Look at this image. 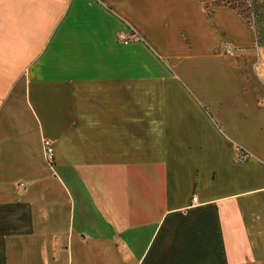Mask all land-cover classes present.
I'll list each match as a JSON object with an SVG mask.
<instances>
[{
    "label": "crops",
    "instance_id": "obj_1",
    "mask_svg": "<svg viewBox=\"0 0 264 264\" xmlns=\"http://www.w3.org/2000/svg\"><path fill=\"white\" fill-rule=\"evenodd\" d=\"M217 1L0 0V264H264V49Z\"/></svg>",
    "mask_w": 264,
    "mask_h": 264
},
{
    "label": "rangeland",
    "instance_id": "obj_2",
    "mask_svg": "<svg viewBox=\"0 0 264 264\" xmlns=\"http://www.w3.org/2000/svg\"><path fill=\"white\" fill-rule=\"evenodd\" d=\"M245 14L247 19L257 27L258 43L264 49V0H232ZM232 49V48H230Z\"/></svg>",
    "mask_w": 264,
    "mask_h": 264
},
{
    "label": "built area",
    "instance_id": "obj_3",
    "mask_svg": "<svg viewBox=\"0 0 264 264\" xmlns=\"http://www.w3.org/2000/svg\"><path fill=\"white\" fill-rule=\"evenodd\" d=\"M133 37H136L135 34H133V36H129L126 33H120V38L121 40H123L124 42H128L130 41ZM231 47H227V51H231L232 49H230ZM43 149H44V153L45 156L47 158V160L52 163L54 160V146H53V142L50 139L45 138L43 140ZM249 157V153L247 151L244 150H239V155L238 158L240 160H246ZM193 201L197 202L198 201V196H194L193 197Z\"/></svg>",
    "mask_w": 264,
    "mask_h": 264
},
{
    "label": "trees",
    "instance_id": "obj_4",
    "mask_svg": "<svg viewBox=\"0 0 264 264\" xmlns=\"http://www.w3.org/2000/svg\"><path fill=\"white\" fill-rule=\"evenodd\" d=\"M217 2L222 3V4H226V5H230L231 7H234V8H238V6L235 3H233L232 0H218ZM239 11H241V10L239 9ZM241 13H243V12L241 11Z\"/></svg>",
    "mask_w": 264,
    "mask_h": 264
}]
</instances>
